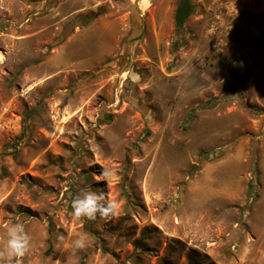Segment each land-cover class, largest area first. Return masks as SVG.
Listing matches in <instances>:
<instances>
[{
    "label": "rangeland",
    "instance_id": "rangeland-1",
    "mask_svg": "<svg viewBox=\"0 0 264 264\" xmlns=\"http://www.w3.org/2000/svg\"><path fill=\"white\" fill-rule=\"evenodd\" d=\"M142 1L0 0V245L19 222L22 264H264V0ZM82 190L118 216L75 219Z\"/></svg>",
    "mask_w": 264,
    "mask_h": 264
},
{
    "label": "clouds",
    "instance_id": "clouds-1",
    "mask_svg": "<svg viewBox=\"0 0 264 264\" xmlns=\"http://www.w3.org/2000/svg\"><path fill=\"white\" fill-rule=\"evenodd\" d=\"M97 175V181H106L112 173L103 168ZM72 215L75 219L96 220L97 217L103 220H111L118 216V203L108 198L103 191L97 193L82 190L71 202ZM59 240L64 236L58 235ZM31 237L25 230L23 223H14L6 226V239L0 245V264H22V258L30 250ZM87 247V238L84 236L72 240L70 248L72 252L84 250ZM56 264H60L57 260Z\"/></svg>",
    "mask_w": 264,
    "mask_h": 264
},
{
    "label": "water",
    "instance_id": "water-1",
    "mask_svg": "<svg viewBox=\"0 0 264 264\" xmlns=\"http://www.w3.org/2000/svg\"><path fill=\"white\" fill-rule=\"evenodd\" d=\"M185 4V0H180L179 2V12L176 15L175 23L178 24L182 18L188 13V6H185V9L182 10L183 5Z\"/></svg>",
    "mask_w": 264,
    "mask_h": 264
},
{
    "label": "flooded vegetation",
    "instance_id": "flooded-vegetation-1",
    "mask_svg": "<svg viewBox=\"0 0 264 264\" xmlns=\"http://www.w3.org/2000/svg\"><path fill=\"white\" fill-rule=\"evenodd\" d=\"M180 2V1H179ZM179 5V4H178ZM185 6H188V4H187V2H186V0H185V4L183 5V7H182V10H184L185 9ZM188 9H189V6H188ZM178 12H179V6H178Z\"/></svg>",
    "mask_w": 264,
    "mask_h": 264
},
{
    "label": "bare ground",
    "instance_id": "bare-ground-1",
    "mask_svg": "<svg viewBox=\"0 0 264 264\" xmlns=\"http://www.w3.org/2000/svg\"><path fill=\"white\" fill-rule=\"evenodd\" d=\"M142 3H143V6H147L148 5V2H146V0H143Z\"/></svg>",
    "mask_w": 264,
    "mask_h": 264
}]
</instances>
